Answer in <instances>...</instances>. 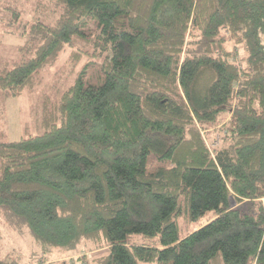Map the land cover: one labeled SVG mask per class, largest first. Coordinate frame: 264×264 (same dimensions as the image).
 Returning <instances> with one entry per match:
<instances>
[{"label":"trees","instance_id":"obj_1","mask_svg":"<svg viewBox=\"0 0 264 264\" xmlns=\"http://www.w3.org/2000/svg\"><path fill=\"white\" fill-rule=\"evenodd\" d=\"M34 6L16 10L25 44L0 63V96L68 48L88 61L36 134L0 138V246L4 223L40 264L82 247L108 249L94 264H264V0ZM0 264L22 263L0 247Z\"/></svg>","mask_w":264,"mask_h":264},{"label":"rangeland","instance_id":"obj_2","mask_svg":"<svg viewBox=\"0 0 264 264\" xmlns=\"http://www.w3.org/2000/svg\"><path fill=\"white\" fill-rule=\"evenodd\" d=\"M34 4L35 0H0V63L3 60L21 58L23 52L21 48L25 44V39L18 29L20 21L17 11L24 10L27 11L26 13H31ZM53 9L55 15L59 14L57 12L60 11V8L55 4L50 6V10ZM88 25L92 29L95 27L93 21H88ZM71 55L72 50L70 48L66 49L58 64L47 70L42 83L35 88H29L30 90H26L17 96H0L1 139L6 141L19 140L28 137L30 134H36L42 128L46 96L54 92L55 83L70 79L75 69L77 68V71H79L80 67L88 61L84 57L79 60V64H74L75 59L73 60ZM211 78L212 76L209 73L204 74L201 84H206ZM207 140L209 146L212 147L210 140ZM212 214V212L207 213L194 223V226L189 225L187 230L207 223ZM3 226L6 227L3 242L0 246L3 252L11 253L13 257H20L22 264H40L37 261L40 260L41 255H35L34 259L29 258L32 250L34 252V245L29 232L23 230L22 227L18 230L15 229L16 227L4 223ZM107 254V248L96 250L82 247L74 252L55 251L44 264H94L95 260Z\"/></svg>","mask_w":264,"mask_h":264}]
</instances>
